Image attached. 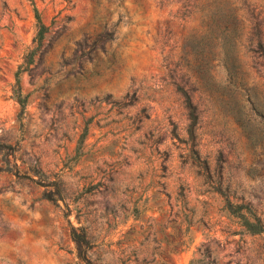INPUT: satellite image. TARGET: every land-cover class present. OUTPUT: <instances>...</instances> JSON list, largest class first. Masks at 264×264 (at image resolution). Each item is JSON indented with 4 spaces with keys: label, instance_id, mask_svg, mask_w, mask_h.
I'll use <instances>...</instances> for the list:
<instances>
[{
    "label": "rangeland",
    "instance_id": "374dc122",
    "mask_svg": "<svg viewBox=\"0 0 264 264\" xmlns=\"http://www.w3.org/2000/svg\"><path fill=\"white\" fill-rule=\"evenodd\" d=\"M217 8L242 22L236 56L264 103L248 42L264 0H0V264H264V232L229 215L173 137L189 121L172 75H193ZM202 110L201 155L264 226V150L227 109Z\"/></svg>",
    "mask_w": 264,
    "mask_h": 264
},
{
    "label": "trees",
    "instance_id": "16d2710c",
    "mask_svg": "<svg viewBox=\"0 0 264 264\" xmlns=\"http://www.w3.org/2000/svg\"><path fill=\"white\" fill-rule=\"evenodd\" d=\"M35 14L41 42L47 27L42 23L38 10H35ZM210 19L213 27L211 35L202 37L191 45L196 52L194 61L196 69L193 75L180 77L172 75L171 85L187 111L189 121L185 128L186 138L181 137L177 125H174L173 137L184 144L186 161L204 177L211 191L224 199L225 209L229 215L238 218L245 231L255 236L264 232V226L255 214L251 203H247L244 199L236 202L232 200L234 198L232 186L224 178L222 165L213 164L208 157H203L200 151L198 130L205 102L217 104L220 109H227L229 116L231 118L233 116L251 148L264 150V127L256 132L251 125V119H262L264 122V103L255 94V88H249L236 56L237 42L243 30V26L240 25L242 22L237 16H232V12H225L222 8L215 9ZM248 42L257 66L264 67V32L258 22L253 23ZM217 45L221 46L223 55L217 52ZM216 69H221L225 74L220 81L215 78ZM17 83L20 86L19 79ZM236 94L241 99L238 100L235 97ZM244 98L247 104L243 103ZM16 101L22 107L26 105V98L23 97L21 89ZM71 236L78 247L80 256L85 254L89 245L86 231L71 226Z\"/></svg>",
    "mask_w": 264,
    "mask_h": 264
}]
</instances>
